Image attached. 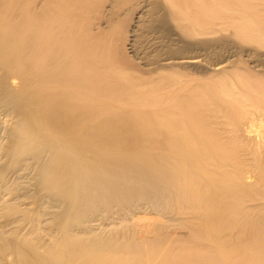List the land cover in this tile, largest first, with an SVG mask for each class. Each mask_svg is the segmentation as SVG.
Returning <instances> with one entry per match:
<instances>
[{
	"label": "bare ground",
	"instance_id": "bare-ground-1",
	"mask_svg": "<svg viewBox=\"0 0 264 264\" xmlns=\"http://www.w3.org/2000/svg\"><path fill=\"white\" fill-rule=\"evenodd\" d=\"M0 264H264V0H0Z\"/></svg>",
	"mask_w": 264,
	"mask_h": 264
},
{
	"label": "rangeland",
	"instance_id": "rangeland-1",
	"mask_svg": "<svg viewBox=\"0 0 264 264\" xmlns=\"http://www.w3.org/2000/svg\"><path fill=\"white\" fill-rule=\"evenodd\" d=\"M256 128H257V127H256ZM256 128H255V129H256ZM259 129H260V127L257 128V131H258ZM247 179H248L249 181L251 180V179H249V178H247ZM150 223H151V225H153L152 220H150L149 224H150Z\"/></svg>",
	"mask_w": 264,
	"mask_h": 264
}]
</instances>
